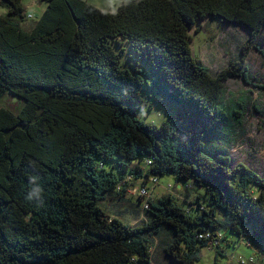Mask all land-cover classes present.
<instances>
[{
  "label": "trees",
  "instance_id": "obj_1",
  "mask_svg": "<svg viewBox=\"0 0 264 264\" xmlns=\"http://www.w3.org/2000/svg\"><path fill=\"white\" fill-rule=\"evenodd\" d=\"M42 1L28 25L24 0H0V102L21 104L0 105V264H152L154 249L196 264L212 245L264 263V173L233 166L228 133L244 110L224 99L225 80H249L264 0H127L113 11ZM209 19L248 31L217 74L190 47L189 29ZM151 98L165 107L159 125L137 115ZM164 176L201 191L187 205L154 198ZM137 182L141 225L105 205Z\"/></svg>",
  "mask_w": 264,
  "mask_h": 264
},
{
  "label": "rangeland",
  "instance_id": "obj_2",
  "mask_svg": "<svg viewBox=\"0 0 264 264\" xmlns=\"http://www.w3.org/2000/svg\"><path fill=\"white\" fill-rule=\"evenodd\" d=\"M85 1L100 9L113 11L122 1L127 0ZM23 3L26 12L33 15L31 18H27L26 24L28 25L36 20L46 7L42 0H24ZM196 27H199L198 32L195 29ZM189 34L192 36L190 47L193 55L200 58L213 74H217L220 71L219 69L228 66L231 60L235 61L238 58L240 47L248 37V31L240 25L210 19L196 23V26L189 29ZM255 45L257 49L252 48L246 59L249 80L245 81L242 76H232L224 81L225 102L232 104V106L241 103L244 110L240 127L236 125L240 131L238 132L237 130V133L227 132L230 135L227 154L231 157L233 166L240 162L264 173V88L254 86L264 84V31L255 40ZM146 103L151 106V109H141L137 113L138 118L155 125L162 123L166 119L165 107L158 102L157 98L147 99ZM0 105L15 111L21 104L20 100L14 96L5 95ZM239 110L241 111L240 108ZM141 184L142 182H137L136 186L131 185L127 188L128 200L109 197V200L105 202L109 212H112V215H118L133 225L143 224L145 221L143 211L140 210L141 213L139 215H136L133 211L136 200H139V195L146 193L143 189L138 188L142 187ZM182 185H176L171 176H164L159 179L158 183H151L150 194L156 198L171 193L177 198L179 203L187 205V201H193L195 195L201 189L192 184L185 186L186 183H182ZM216 249L219 248H215L214 245L203 247L201 249V258L196 264H212L215 259ZM220 250V254L216 253L217 256H226H219L218 262L221 264H264L261 260L256 259L254 261L246 259L243 262L241 257H248L249 250L242 245H238L235 248L227 247L224 250L220 248ZM154 258L155 260L152 264H170L167 260H164L159 249H154ZM239 260L241 261L239 262Z\"/></svg>",
  "mask_w": 264,
  "mask_h": 264
},
{
  "label": "clouds",
  "instance_id": "obj_3",
  "mask_svg": "<svg viewBox=\"0 0 264 264\" xmlns=\"http://www.w3.org/2000/svg\"><path fill=\"white\" fill-rule=\"evenodd\" d=\"M28 199H29V200H31V199H32V196H31V195H29V196H28Z\"/></svg>",
  "mask_w": 264,
  "mask_h": 264
},
{
  "label": "built area",
  "instance_id": "obj_4",
  "mask_svg": "<svg viewBox=\"0 0 264 264\" xmlns=\"http://www.w3.org/2000/svg\"><path fill=\"white\" fill-rule=\"evenodd\" d=\"M29 16H31V15L29 14ZM250 260H252V261H253V260H254V258H250Z\"/></svg>",
  "mask_w": 264,
  "mask_h": 264
}]
</instances>
